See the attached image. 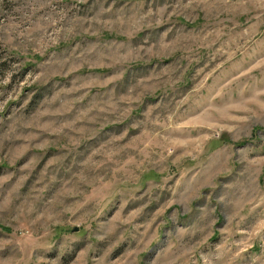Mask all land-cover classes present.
I'll use <instances>...</instances> for the list:
<instances>
[{"label":"rangeland","instance_id":"obj_1","mask_svg":"<svg viewBox=\"0 0 264 264\" xmlns=\"http://www.w3.org/2000/svg\"><path fill=\"white\" fill-rule=\"evenodd\" d=\"M0 264H264V0H0Z\"/></svg>","mask_w":264,"mask_h":264}]
</instances>
